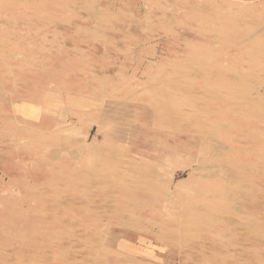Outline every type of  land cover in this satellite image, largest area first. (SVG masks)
<instances>
[{"label":"rangeland","instance_id":"obj_1","mask_svg":"<svg viewBox=\"0 0 264 264\" xmlns=\"http://www.w3.org/2000/svg\"><path fill=\"white\" fill-rule=\"evenodd\" d=\"M69 1L0 0V264H264V1Z\"/></svg>","mask_w":264,"mask_h":264},{"label":"bare ground","instance_id":"obj_2","mask_svg":"<svg viewBox=\"0 0 264 264\" xmlns=\"http://www.w3.org/2000/svg\"><path fill=\"white\" fill-rule=\"evenodd\" d=\"M3 1H4V0H3ZM7 1H8V0H7ZM48 1H49V0H48ZM54 1H55V0H54ZM60 1H61V0H60ZM68 1H69V0H68ZM169 1H170V0H169ZM177 1H179V0H177ZM263 1H264V0H263ZM69 2H70V1H69ZM119 2H120V1H119ZM174 2H175V1H174ZM213 2H214V1H213ZM224 2H225V1H224ZM233 2H234V1H233ZM21 3H22V1H21ZM32 3H35V2H32ZM56 3H57V2H56ZM84 3H85V2H84ZM202 3H203V2H202ZM228 3H229V2H228ZM0 4H1V3H0ZM13 4H14V3H13ZM26 4H27V3H26ZM26 4H25V6H26ZM44 4H45V3H44ZM70 4H73V3H70ZM159 4H160V3H159ZM162 4H164V3H162ZM170 4H171V3H170ZM175 4H176V3H175ZM216 4H217V3H216ZM218 4H219V3H218ZM218 4H217V5H218ZM222 4H223V3H222ZM234 4H235V3H234ZM236 4H237V3H236ZM239 4H240V3H239ZM241 4H242V3H241ZM35 5H36V4H35ZM47 5H48V4H47ZM96 5H97V4H96ZM115 5H116V4H115ZM118 5H119V4H118ZM122 5H123V4H122ZM128 5H129V4H128ZM128 5H127V6H128ZM130 5H131V4H130ZM30 6H33V5H30ZM38 6H39V5H38ZM44 6H45V5H44ZM160 6H162V5H160ZM164 6H165V5H164ZM218 6H219V5H218ZM254 6H255V5H254ZM2 7H3V6H2ZM19 7H20V6H19ZM42 7H43V6H42ZM122 7H123V6H122ZM128 7H129V6H128ZM128 7H127V8H128ZM133 7H135V6L133 5ZM144 7H145V6H144ZM162 7H163V6H162ZM9 8H10V7H9ZM13 8L15 9V7H13ZM32 8H33V7H32ZM32 8H31V9H32ZM45 8H48V7H45ZM45 8H44V9H45ZM147 8H148V7H147ZM248 8H249V7H248ZM31 9H30V10H31ZM36 9H37V8H36ZM102 9H103V8H102ZM102 9H101V11L103 12ZM104 9H105V8H104ZM112 9H113V8H112ZM124 9H125V8H124ZM159 9H161V8H159ZM159 9H158V10H159ZM162 9H163V8H162ZM260 9H261V8H260ZM39 10H40V9H39ZM45 10L47 11V9H45ZM50 10H51V9H50ZM155 10H156V9H155ZM247 10H248V9H247ZM253 10H254V9H253ZM258 10H259V9H258ZM11 11H12V10H11ZM15 11H16V10H15ZM35 11H37V10H35ZM54 11H55V10H54ZM62 11H63V10H62ZM118 11H119V10H118ZM149 11H150V10H149ZM239 11H241V10H239ZM16 12H17V11H16ZM16 12H15V13H16ZM44 12H45V11H44ZM55 12H56V11H55ZM129 12H130V11H129ZM150 12H151V11H150ZM181 12H182V11H181ZM12 13H14V12H12ZM40 13H41V12H40ZM49 13H50V12H49ZM121 13H122V12H121ZM123 13H124V12H123ZM123 13H122V14H123ZM157 13H158V12H157ZM165 13H166V12H165ZM183 13H184V11H183ZM187 13H188V12H187ZM215 13H216V12H215ZM217 13H218V12H217ZM237 13H238V12H237ZM248 13H249V12H248ZM255 13H256V12H255ZM255 13H254V14H255ZM260 13H261V12H260ZM2 14H3V12H2ZM10 14H11V13H10ZM20 14H21V13H20ZM25 14H26V13H25ZM25 14H23V15H25ZM41 14H42V13H41ZM108 14H109V13H108ZM145 14H146V13H145ZM175 14H177V13H175ZM197 14H198V13H197ZM213 14H214V13H213ZM12 15H13V14H12ZM44 15H45V14H44ZM46 15H47V14H46ZM59 15H60V14H59ZM65 15H66V14H65ZM106 15H107V13H106ZM114 15H116L115 12H114V14L111 15V16H114ZM158 15H159V14H158ZM203 15H204V14H203ZM221 15H222V14H221ZM14 16H15V14H14ZM29 16H30V15H29ZM29 16H28V17H29ZM35 16H36V15H35ZM61 16H62V15H61ZM70 16H71V15H70ZM74 16H75V15H74ZM78 16H79V15H78ZM100 16H101V15H100ZM126 16H128V15H126ZM141 16H142V15H141ZM144 16H145V15H144ZM166 16H167V15H166ZM177 16H178V15H177ZM218 16H219V15H218ZM238 16H239V15H238ZM241 16H242V15H241ZM258 16H260V15H258ZM258 16H257V18H258ZM3 17H4V14H3ZM44 17H45V16H44ZM57 17H58V16H57ZM83 17H84V16H83ZM86 17H87V16H86ZM104 17H106V16H104ZM133 17H134V16H133ZM137 17H138V16H137ZM142 17H143V16H142ZM159 17H160V16H159ZM202 17H205V16H202ZM14 18H15V17H14ZM16 18H17V17H16ZM32 18H33V17H32ZM55 18H56V17H55ZM75 18H76V16H75ZM88 18H89V17H88ZM88 18H87V19H88ZM135 18H136V16H135ZM144 18H145V17H144ZM198 18H199V17H198ZM231 18H232V17H231ZM233 18H234V17H233ZM3 19H4V18H3ZM5 19H6V17H5ZM8 19H9V18H8ZM26 19H27V18H26ZM57 19H58V18H57ZM60 19H61V18H60ZM65 19H66V18H65ZM65 19H64V20H65ZM84 19H85V18H84ZM123 19L126 20L125 16H124ZM136 19H137V18H136ZM164 19H165V18H164ZM164 19H163V20H164ZM181 19H182V18H181ZM184 19H185V18H184ZM200 19H201V18H200ZM211 19H212V18H211ZM260 19H261V18H260ZM260 19H259V20H260ZM0 20H1V19H0ZM6 20H7V19H6ZM12 20H13V19H12ZM19 20H20V19H19ZM23 20H24V19H23ZM30 20H32V19H30ZM46 20H47V19H46ZM48 20H49V19H48ZM52 20H53V19H52ZM158 20H159V19H158ZM253 20H254V19H253ZM21 21H22V20H21ZM25 21H26V20H25ZM38 21H40V20H38ZM38 21H37V22H38ZM57 21H58V20H57ZM81 21H82V20H81ZM105 21H106V20H105ZM114 21H115V20H114ZM120 21H121V20H120ZM120 21H119V23H120ZM126 21H127V20H126ZM132 21H134V20H132ZM137 21H140V20H137ZM141 21H142V20H141ZM152 21H153V20H152ZM185 21H186V20H185ZM192 21H193V20H191L190 22H192ZM195 21H196V20H195ZM206 21H208V20H206ZM246 21H247V20H246ZM261 21H262V20H261ZM23 22H24V21H23ZM42 22H43V21H42ZM42 22H41V23H42ZM51 22L53 23V21H51ZM69 22H70V21H69ZM109 22H110V21H109ZM115 22H116V21H115ZM145 22H146V21H145ZM183 22H184V21H183ZM188 22H189V21H188ZM211 22H212V21H211ZM217 22H218V21H217ZM251 22H252V20H251ZM256 22H257V21H256ZM263 22H264V21H263ZM14 23H15V22H14ZM26 23H27V22H26ZM26 23H25V24H26ZM28 23H29V21H28ZM99 23H100V22H99ZM111 23H112V21H111ZM121 23H122V22H121ZM141 23H142V22H141ZM184 23H185V22H184ZM234 23H235V21H234ZM246 23H247V22H246ZM49 24H50V22H49ZM63 24H64V22H63ZM68 24H69V23H68ZM102 24H103V23H102ZM115 24H116V23H115ZM135 24H137V23H135ZM148 24H149V23H148ZM215 24H216V23H215ZM221 24H222V23H221ZM228 24H229V23H228ZM237 24H238V23H237ZM261 24H262V23H261ZM3 25H4V24H3ZM75 25H76V24H75ZM78 25H79V24H78ZM108 25H111V24L109 23ZM180 25H181V24H180ZM180 25H178V26H180ZM194 25H195V24H194ZM204 25H205V23H204ZM209 25H210V24H209ZM209 25H208V26H209ZM218 25H219V24H218ZM231 25H232V24H231ZM22 26H23V25H22ZM34 26H35V25H34ZM86 26H87V25H86ZM100 26H101V25H100ZM104 26H105V25H104ZM238 26H239V25H238ZM43 27H45V26H43ZM77 27H78V26H77ZM139 27H140V26H137V28H139ZM183 27H184V26H183ZM185 27H186V26H185ZM214 27H215V26H214ZM221 27H222V26H221ZM25 28H26V27H25ZM28 28H29V27H28ZM90 28H91V27H90ZM103 28H104V27H103ZM103 28H102V29H103ZM124 28H125V27H124ZM133 28H134V27H133ZM177 28H178V27H177ZM188 28H189V27H188ZM193 28H194V27H193ZM215 28H216V27H215ZM238 28H239V27H238ZM244 28H245V27H244ZM248 28H249V27H248ZM5 29L7 30V28H5ZM5 29H4V30H5ZM32 29H33V28H32ZM41 29H42V28H41ZM52 29H53V28H52ZM104 29H105V28H104ZM121 29H122V28H121ZM143 29H144V28H143ZM173 29H175V28H173ZM217 29H218V28H217ZM255 29H256V27H255ZM27 30H28V29H27ZM46 30H47V29H46ZM82 30H83V29H82ZM105 30H106V29H105ZM113 30H115V29H113ZM191 30H192V29H191ZM200 30H202V29H200ZM204 30H206V28H205ZM204 30H202V31L204 32ZM221 30H222V29H221ZM228 30H229V29H228ZM228 30H227V31H228ZM28 31H29V30H28ZM53 31H55V30L53 29ZM83 31H84V30H83ZM86 31H87V33H88L89 30H86ZM100 31H101V29H100ZM107 31H108V30H107ZM109 31H110V30H109ZM121 31H122V30H121ZM126 31H127V29H126ZM194 31H195V30H194ZM9 32H10V31H9ZM18 32H19V31H17V33H18ZM20 32H21V31H20ZM30 32H31V31H30ZM51 32H52V31H51ZM70 32H71V31H70ZM80 32H81V31H80ZM89 32H90V31H89ZM93 32H94V31H93ZM112 32H113V31H111V33H112ZM137 32H138V31H137ZM146 32H147V31H146ZM146 32H145V33H146ZM149 32H150V30H149ZM149 32H148V34H149ZM177 32H178V31H177ZM251 32H252V31H251ZM32 33H33V32H32ZM98 33H99V32H98ZM100 33H101V32H100ZM114 33H116V32H114ZM118 33H120V32H118ZM123 33H124V32H123ZM125 33H126V32H125ZM207 33H208V32H207ZM211 33H212V32H211ZM252 33H253V32H252ZM258 33H259V32H258ZM1 34H3V33H1ZM27 34H28V33H27ZM56 34H57V33H56ZM65 34H66V33H65ZM78 34H79V33H78ZM91 34H93V33H91ZM104 34H105V33H104ZM106 34H107V32H106ZM108 34H109V33H108ZM108 34H107V36L110 35V34H109V35H108ZM112 34H113V33H112ZM116 34H117V33H116ZM178 34H179V33H178ZM223 34H224V32H223ZM5 35H6V34H5ZM7 35H8V33H7ZM18 35H19V34H18ZM24 35H25V34H24ZM30 35H31V34H30ZM36 35H37V34H36ZM86 35H87V34H86ZM113 35H114V34H113ZM122 35H124V34H122ZM213 35H214V34H213ZM233 35H234V34H233ZM25 36H27V35H25ZM37 36H38V35H37ZM101 36H102V35H101ZM149 36H150V35H149ZM151 36H152V35H151ZM208 36H209V35H208ZM220 36H221V35H220ZM227 36H228V35H227ZM262 36H263V35H262ZM34 37H35V36H34ZM60 37H61V36H60ZM82 37H83V36H82ZM104 37H105V36H104ZM110 37H111V36H110ZM164 37H165V36H164ZM182 37H184V36H182ZM215 37H216V36H215ZM228 37H229V36H228ZM20 38H21V37H20ZM22 38H23V37H22ZM40 38H41V37H40ZM50 38H51V37H50ZM53 38H54V37H53ZM61 38H62V37H61ZM96 38H97V37H96ZM113 38H114V37H113ZM118 38H119V37H118ZM205 38H206V37H205ZM220 38H221V37H220ZM233 38H234V37H233ZM260 38H261V37H260ZM260 38H258V39H260ZM31 39H32V38H31ZM36 39H37V38H36ZM77 39H78V37H77ZM83 39H84V38H83ZM106 39H107V38H106ZM110 39H112V38H110ZM131 39H132V38H131ZM138 39H140V38H138ZM218 39H219V38H218ZM228 39H229V38H228ZM234 39H235V38H234ZM17 40H18V39H17ZM25 40H26V39H25ZM40 40H41V39H40ZM66 40H68L67 37H66ZM84 40H86V39H84ZM89 40H90V38H89ZM107 40H108V39H107ZM115 40H116V39H115ZM115 40H114V41H115ZM171 40H172V39H171ZM187 40H189V39H187ZM213 40L215 41L214 38H213ZM225 40H226V39H225ZM230 40H231V39H230ZM22 41H23V39H22ZM37 41H38V40H37ZM46 41H47V40H46ZM80 41H81V40H80ZM92 41H93V40H92ZM122 41H123V40H122ZM128 41H129V40H128ZM143 41H144V39H143ZM210 41H211V40H210ZM258 41H259V40H258ZM40 42H41V41H40ZM42 42H43V41H42ZM50 42H51V41H50ZM52 42H54V41H52ZM115 42H116V41H115ZM144 42H145V41H144ZM159 42H160V41H159ZM228 42H229V41H228ZM249 42H250V41H249ZM253 42H254V41H253ZM255 42H256V41H255ZM31 43H32V42H31ZM58 43H59V42H58ZM113 43H114V42H113ZM117 43H118V42H117ZM151 43H153V42H151ZM185 43H186V41H185ZM190 43H191V42H190ZM190 43H188V45H189ZM193 43H194V42H193ZM241 43H242V42H241ZM17 44H18V43H17ZM224 44H225V43H224ZM230 44H231V43H230ZM236 44H237V42H236ZM238 44H239V43H238ZM238 44H237V45H238ZM25 45H26V44H25ZM49 45H50V44H49ZM63 45H64V44H63ZM76 45H77V44H76ZM124 45H125V44H124ZM126 45H127V44H126ZM128 45H129V44H128ZM130 45H131V44H130ZM132 45H133V44H132ZM138 45H139V44H138ZM155 45H156V44H155ZM188 45H187V46H188ZM191 45H192V44H191ZM200 45H201V44H200ZM226 45H228V44H226ZM252 45H254V44H252ZM252 45H251V46H252ZM52 46H53V44H52ZM115 46H116V45H115ZM152 46H153V45H152ZM221 46H222V45H221ZM257 46H258V45H257ZM50 47H51V46H50ZM124 47H125V46H124ZM190 47H191V46H190ZM198 47H199V45L197 46V48H198ZM261 47H263V45H262ZM29 48H30V47H29ZM51 48H52V47H51ZM54 48H55V47H54ZM136 48H137V47H136ZM191 48H192V47H191ZM193 48H195V47H193ZM31 49H32V48H31ZM58 49H59V48H58ZM71 49H72V48H71ZM75 49H76V48H75ZM126 49H127V48H126ZM145 49H146V48H145ZM154 49H155V48H154ZM217 49H218V48H217ZM239 49H240V47H239ZM245 49H246V48H245ZM4 50H5V49H4ZM84 50H85V49H84ZM113 50H115V49H113ZM124 50H125V49H124ZM137 50H138V49H137ZM142 50H143V49H142ZM186 50H187V49H186ZM246 50L248 51V49H246ZM250 50H253V49H250ZM2 51H3V50H2ZM44 51H45V50H44ZM44 51H43V52H44ZM48 51H49V50H48ZM54 51H55V50H54ZM71 51L73 52V50H71ZM81 51H82V50H81ZM125 51H126V50H125ZM138 51H139V50H138ZM140 51H141V50H140ZM226 51H227V50H226ZM263 51H264V50H263ZM3 52H4V51H3ZM39 52H40V51H39ZM39 52H38V53H39ZM72 52H70V53H72ZM194 52H195V51H194ZM194 52H193V53H194ZM231 52H232V49H231ZM40 53H41V52H40ZM40 53H39V54H40ZM49 53H50V52H49ZM59 53H60V51H59ZM59 53H58V54H59ZM75 53H76V52H75ZM102 53H103V55H104V52H102ZM102 53H101V54H102ZM131 53H132V52H131ZM200 53H201V52H200ZM202 53H203V52H202ZM33 54H34V53H33ZM76 54H77V53H76ZM78 54H79V53H78ZM106 54H108V53H106ZM160 54H161V53H160ZM195 54H197V53H195ZM256 54H257V53H256ZM48 55H49V54H48ZM86 55H87V54H86ZM86 55H85V56H86ZM114 55H115V54H114ZM118 55H119V54H118ZM203 55H204V54H203ZM262 55H263V54H262ZM2 56H3V55H2ZM90 56H91V55H90ZM98 56H99V54H98ZM109 56H110V55H109ZM192 56H193V55H192ZM207 56H208V54H207ZM254 56H255V55H254ZM107 57H108V56H107ZM107 57H104V58L106 59ZM204 57H205V56H204ZM224 57H225V55H224ZM242 57H243V56H242ZM249 57H250V56H249ZM38 58H39V57H38ZM42 58H43V57H41V59H42ZM56 58H57V57H56ZM72 58H73V57H72ZM76 58H77V57H76ZM78 58H79V57H78ZM78 58H77V59H78ZM88 58H89V57H88ZM92 58H93V57H92ZM97 58H98V57H97ZM133 58H135V57H133ZM188 58H189V57H188ZM191 58H192V57H191ZM194 58H195V57H194ZM205 58H206V57H205ZM205 58H204V60H205ZM212 58H213V57H212ZM220 58H221V57H220ZM220 58H219V59H220ZM261 58H262V57H261ZM46 59H47V57H46ZM57 59H58V58H57ZM57 59H56V60H57ZM74 59H75V58H74ZM82 59H85V58H82ZM95 59H96V58H95ZM107 59H108V58H107ZM120 59H123V58H120ZM124 59H126V58L124 57ZM155 59H156V58H155ZM189 59H190V58H189ZM23 60H24V62H25V59H23ZM29 60H30V59H29ZM36 60H37V59H36ZM52 60H53V59H52ZM54 60H55V58H54ZM86 60H88V59H86ZM100 60H101V59H100ZM116 60H118V59H116ZM142 60H143V59H142ZM202 60H203V59H202ZM207 60H208V59H207ZM207 60H205V61H207ZM249 60H250V59H249ZM252 60H253V59H252ZM12 61H13V60H12ZM26 61H27V60H26ZM32 61H34V60H32ZM71 61H72V59H71ZM71 61L68 60L69 63H70ZM215 61H216V60H215ZM217 61H218V60H217ZM230 61H231V60H230ZM243 61H244V60H243ZM257 61H258V60H257ZM17 62H18V61H17ZM24 62H23V63H24ZM41 62H42V61H41ZM48 62H49V61H48ZM51 62H52V61H51ZM56 62H57V61H56ZM77 62H78V61H77ZM93 62H95V61H93ZM93 62H92V63H93ZM114 62H115V61H114ZM123 62H124V61H123ZM125 62H126V61H125ZM135 62H136V61H135ZM253 62H254V60H253ZM4 63H5V62H4ZM62 63H63V62H62ZM73 63H74V61H73ZM98 63H99V62H98ZM143 63H144V62H143ZM149 63H150V62H149ZM205 63H206V62H205ZM217 63H218V62H217ZM27 64H28V63H27ZM35 64H36V63H35ZM46 64H47V63H46ZM74 64H75V63H74ZM74 64H73V65H74ZM108 64H109V63H108ZM111 64H112V63H111ZM121 64H122V63H121ZM126 64H127V62H126ZM141 64H142V63H141ZM147 64H148V63H147ZM212 64H213V63H212ZM245 64H246V63H245ZM33 65H34V64H33ZM70 65H71V64H70ZM73 65H71V66H73ZM81 65H82V64H81ZM85 65H86V64H85ZM215 65H216V64H215ZM219 65H221V64L219 63ZM247 65H248V64H247ZM257 65H258V64H257ZM39 66H40V65H39ZM39 66H37V67H39ZM42 66H43V64H42ZM45 66H46V65H45ZM48 66H50V65H48ZM48 66H47V67H48ZM86 66H87V65H86ZM134 66H135V65H134ZM147 66H148V65H147ZM149 66H150V65H149ZM149 66H148V67H149ZM155 66H156V65H155ZM186 66H187V65H186ZM232 66H233V64H232ZM244 66H245V65H244ZM263 66H264V65H263ZM43 67H44V66H43ZM159 67H160V65H159ZM176 67H177V66H176ZM197 67H198V66H197ZM215 67H219V66H215ZM256 67H258V66H256ZM2 68H3V67H2ZM60 68H61V67H60ZM83 68H84V67H83ZM83 68H81L80 70H82ZM128 68H129V67H128ZM136 68H137V67H136ZM185 68H186V67H185ZM199 68H203V67H199ZM206 68H207V67H206ZM208 68H209V66H208ZM230 68H231V67H230ZM243 68H244V67H243ZM248 68H249V67H248ZM5 69H6V68H5ZM32 69H34V68H32ZM58 69H59V68H58ZM73 69H74V67H73ZM76 69H77V68H76ZM182 69H183V68H182ZM221 69H222V68H221ZM27 70H29V68H28ZM56 70H57V69H56ZM56 70H55V71H56ZM85 70H86V69H85ZM133 70H134V69H133ZM141 70H142V69H141ZM198 70H200V69H198ZM245 70H246V69H245ZM252 70H254V69H252ZM42 71H43V70H42ZM42 71H41V72H42ZM52 71H53V70H52ZM75 71H76V70H75ZM182 71L184 72V70H182ZM186 71H187V70H186ZM186 71H185V72H186ZM188 71H189V69H188ZM45 72H46V71H45ZM126 72H127V71H126ZM135 72H136V71H135ZM138 72H139V71H138ZM148 72H149V71H148ZM175 72H176V71H175ZM192 72H193V71H192ZM199 72H200V71H199ZM203 72H205V71H203ZM245 72L247 73V71H245ZM31 73H32V72H31ZM34 73H35V72H34ZM83 73H84V72H83ZM115 73H116V72H115ZM207 73H208V71H207ZM256 73H258V72H256ZM259 73H260V72H259ZM66 74H67V73H66ZM85 74H86V73H85ZM90 74H92V72H91ZM128 74H129V73H128ZM145 74H146V73H145ZM26 75H27V74H26ZM94 75H95V74H94ZM75 76H76V75H75ZM91 76H92V75H91ZM103 76H106V75H103ZM145 76H146V75H145ZM145 76H144V77H145ZM164 76H165V75H164ZM245 76H246V75H245ZM256 76H258V75H256ZM35 77H36V76H35ZM37 77H38V76H37ZM60 77L62 78L63 76H60ZM87 77H88V76H87ZM96 77H97V76H96ZM96 77H95V78H96ZM237 77H238V76H237ZM249 77H250V75H249ZM251 77H252V76H251ZM260 77H261V76H260ZM46 78H47V77H46ZM57 78H58V77H57ZM57 78H56V79H57ZM61 78H60V79H61ZM83 78H84V77H83ZM109 78H110V76H109ZM120 78H121V77H120ZM247 78H248V76H247ZM252 78H253V77H252ZM261 78H262V77H261ZM263 78H264V77H263ZM30 79H31V78H30ZM50 79H51V78H50ZM53 79H54V78H53ZM58 79H59V78H58ZM65 79H66V77H65ZM65 79H64V80H65ZM99 79H100V78H99ZM123 79H124V77H123ZM131 79H132V78H131ZM131 79H130V80H131ZM179 79H180V78H179ZM188 79H189V78H188ZM61 80H62V79H61ZM79 80H80V79H79ZM84 80H85V79H84ZM84 80H83V81H84ZM111 80H112V79H111ZM111 80H110V81H111ZM143 80H144V79H143ZM152 80H153V79H152ZM216 80H217V79H216ZM254 80H255V79H254ZM47 81H48V79H47ZM53 81H54V80H53ZM83 81H82V82H83ZM104 81H105V80H104ZM208 81H209V80H208ZM238 81H239V79H238ZM243 81H244V80H243ZM256 81H257V80H256ZM260 81H261V80H260ZM260 81H259V82H260ZM57 82H58V81H56V83H57ZM117 82H119V81H117ZM117 82H116V83H117ZM135 82H136V81H134V83H135ZM147 82H149V81H147ZM205 82H206V81H205ZM220 82H221V81H220ZM224 82L226 83V81H224ZM259 82H258V83H259ZM120 83H121V82H120ZM127 83H128V82H127ZM151 83H152V82H151ZM244 83H245V81H244ZM260 83H262V81H261ZM260 83H259V84H260ZM263 83H264V82H263ZM263 83H262V84H263ZM165 84H166V83H165ZM168 84H169V83H168ZM170 84H171V83H170ZM187 84H188V83H187ZM201 84H202V83H201ZM201 84H200V85H201ZM223 84H224V83H223ZM239 84H240V83H239ZM30 85H31V84H30ZM105 85H106V84H105ZM148 85H149V84H148ZM217 85H218V84H217ZM219 85H220V84H219ZM235 85H236V84H235ZM246 85H247V84H246ZM31 86H32V85H31ZM63 86H64V85H63ZM63 86H62V87H63ZM83 86H84V85H83ZM100 86H101V85H100ZM110 86H111V85H110ZM112 86H113V85H112ZM150 86H151V84H150ZM154 86H155V85H154ZM207 86H209V85H207ZM210 86H211V85H210ZM215 86H216V85H215ZM238 86H239V85H238ZM94 87H95V86H94ZM151 87H153V85H152ZM155 87H157V86H155ZM168 87H169V86H168ZM216 87H217V86H216ZM220 87H221V86H220ZM231 87H232V86H231ZM260 87H261V86H260ZM73 88H74V87H73ZM73 88H72V89H73ZM117 88H119V87H117ZM121 88H122V87H121ZM148 88H149V87H148ZM157 88H158V87H157ZM169 88H170V87H169ZM204 88H205V87H204ZM222 88H223V87H222ZM224 88H225V87H224ZM228 88H230V87H228ZM233 88H234V87H233ZM235 88H236V87H235ZM262 88H263V87H262ZM4 89H5V88H4ZM68 89H69V88H68ZM70 89H71V88H70ZM90 89H91V88H90ZM93 89H94V88H93ZM98 89H99V88H98ZM101 89H102V88H101ZM103 89H104V88H103ZM103 89H102V91H103ZM123 89H124V88H123ZM123 89H122V90H123ZM129 89H130V87H129ZM161 89H162V88H161ZM163 89H164V88H163ZM200 89H201V88H200ZM217 89H218V87H217ZM226 89H227V88H226ZM230 89H231V88H230ZM244 89H245V88H244ZM83 90H84V89H83ZM87 90H88V89H87ZM99 90H100V89H99ZM148 90H149V89H148ZM158 90H159V89H158ZM165 90H166V89H165ZM202 90H203V89H202ZM211 90H212V88H211ZM228 90H229V89H228ZM242 90H243V89H241V92H242ZM39 91H40V90H39ZM64 91H65V90H64ZM85 91H86V89H85ZM126 91H127V89H126ZM152 91H153V89H152ZM206 91H207V90H206ZM224 91H225V90H224ZM247 91H248V90H247ZM252 91H253V90H252ZM40 92H41V91H40ZM71 92H72V91H71ZM91 92H92V90H91ZM103 92H104V91H103ZM110 92H111V91H110ZM150 92H151V90H150ZM211 92H213V91H211ZM214 92H215V91H214ZM225 92H227V91H225ZM239 92H240V90H239ZM44 93H46V92H44ZM67 93H68V92H67ZM104 93H105V92H104ZM125 93H126V92H125ZM157 93H158V91H157ZM171 93H172V92H171ZM173 93H174V92H173ZM230 93H231V92H230ZM260 93H261V92H260ZM39 94H40V93H39ZM64 94H65V93H64ZM70 94H71V93H70ZM70 94H68V95H70ZM168 94H169V93H168ZM207 94H208V93H207ZM222 94H223V93H222ZM226 94H227V93H226ZM44 95H45V94H44ZM122 95H123V94H122ZM122 95H121V96H122ZM152 95H154V94H152ZM158 95H159V94H158ZM220 95H221V93H220ZM237 95H238V94H237ZM183 96H184V95H183ZM185 96H186V95H185ZM205 96H206V95H205ZM255 96H256V95H255ZM36 97H37V96H36ZM118 97H119V96H118ZM144 97H145V96H144ZM155 97H156V96H155ZM196 97H197V96H196ZM198 97H199V96H198ZM212 97H213V96H212ZM230 97H231V96H230ZM92 98H93V97H92ZM160 98H161V97H160ZM200 98H202V97H200ZM155 99L157 100V97H156ZM197 99H198V98H197ZM212 99H213V98H212ZM225 99H226V98H225ZM231 99H232V98H231ZM140 100H141V99H140ZM149 100H150V99H149ZM204 100H205V99H204ZM213 100H215V99H213ZM13 101H14V100H13ZM15 101H16V100H15ZM65 101H66V100H65ZM158 101H159V100H158ZM188 101H189V100H188ZM202 101H203V100H202ZM238 101H239V100H238ZM207 102H208V101H207ZM233 102H234V101H233ZM164 103H165V102H164ZM167 103H168V102H167ZM169 103H170V102H169ZM186 103H187V102H186ZM225 103H226V102H225ZM235 103H236V102H235ZM235 103H234V104H235ZM65 104H66V103H65ZM154 104H155V103H153V105H154ZM156 104H157V103H156ZM222 104H223V102H222ZM236 104H237V103H236ZM253 104H254V103H253ZM256 104H257V103H256ZM141 105H143V104H141ZM144 105H145V104H144ZM168 105H169V104H168ZM192 105H193V104H192ZM257 105H258V104H257ZM173 106H174V105H173ZM173 106H172V107H173ZM184 106H185V105H184ZM152 107H153V106H152ZM157 107H158V106H157ZM175 107H176V106H175ZM188 107H189V106H188ZM193 107H194V106H193ZM163 108H165V106H164ZM168 108H170V107H168ZM179 108H180V107H179ZM185 108H187V107L185 106ZM190 108H191V107H190ZM195 108H196V107H195ZM181 109H182V108H181ZM181 109H180V110H181ZM196 109H197V108H196ZM11 110H12V109H11ZM178 110H179V109H177V111H178ZM160 111H161V110H160ZM185 111H188V110H185ZM192 111H193V110H192ZM199 111H200V110H199ZM174 112H175V111H174ZM190 112H191V111H190ZM200 112H202V111H200ZM220 112H221V111H220ZM247 112H248V111H247ZM182 113H183V112H182ZM203 113H204V112H203ZM215 113H216V112H215ZM222 113H223V112H222ZM226 113H227V112H226ZM250 113H251V112H250ZM159 114H160V113H159ZM217 114H218V113H217ZM227 114H229V113H227ZM231 114H232V113H231ZM242 114H244V113H242ZM152 115H153V114H152ZM192 115H193V114H192ZM205 115H206V114H205ZM221 115H222V114H221ZM232 115H233V114H232ZM187 116H188V115H187ZM224 116H225V115H224ZM224 116H223V117H224ZM197 117H198V116H197ZM228 117H229V116H228ZM14 118H15V117H14ZM192 118H193V117H192ZM214 119H215V118H213V120H214ZM217 119H218V118H217ZM8 120H9V119H8ZM220 120H221V119H220ZM220 120H219V121H220ZM227 120H228V119H227ZM238 120H239V119H238ZM97 121H98V120H97ZM206 121H207V120H206ZM248 121H249V120H248ZM256 121H257V120H256ZM8 122H9V121H8ZM158 122H159V121H158ZM204 122H205V121H204ZM208 122H209V120H208ZM216 122H217V121H216ZM228 122H229V121H228ZM232 122H233V121H232ZM244 122H245V121H244ZM155 123H156V122H155ZM169 123H171V122H169ZM230 123H231V122H230ZM252 123H253V122H252ZM208 124H209V123H208ZM233 124H234V123H233ZM156 125H157V124H156ZM189 125H190V123H189ZM193 125H194V124H193ZM210 125H211V124H210ZM210 125H209V126H210ZM226 125H227V124H226ZM254 125H255V124H254ZM161 126H162V125H161ZM195 126H197V125H195ZM257 126H258V125H257ZM103 127H104V126H103ZM163 127H164V126H163ZM198 127H199V126H198ZM210 127H211V126H210ZM234 127H235V126H234ZM108 128H109V127H108ZM167 128H168V127H167ZM238 128H239V127H238ZM153 129H154V128H153ZM157 129H158V128H157ZM245 129H246V128H245ZM155 130H156V128H155ZM168 130H169V129H168ZM243 130H244V128H243ZM263 130H264V129H263ZM263 130H262V131H263ZM170 131H171V129H170ZM232 131H233V130H232ZM247 131H248V129H247ZM249 131H250V130H249ZM102 132H103V131H102ZM245 132H246V131H245ZM163 133H164V132H163ZM176 134H177V133H176ZM218 134H219V133H218ZM218 134H216V135H218ZM256 134H258V133H256ZM95 135H96V134H95ZM152 135H153V134H152ZM177 135H179V134H177ZM259 135H260V133H259ZM103 136H104V135H103ZM180 136H181V135H180ZM182 136H183V135H182ZM260 136H262V135H260ZM197 140H198V139H197ZM112 142H115V141H112ZM112 142H111V144H112ZM104 143H105V142H104ZM89 145H91V144H89ZM98 145H99V147H100V144H97V146H98ZM103 146H104V145H103ZM101 147H102V145H101ZM91 148H92V147H91ZM100 150H101V149H100ZM105 150L107 151V149H105ZM94 151H95V150H94ZM188 151H189V150H188ZM108 152H110V151H108ZM149 152H150V151H149ZM99 153H100V152H99ZM99 153L96 152V154H98V155H99ZM100 154H101V153H100ZM133 154H134V153H133ZM141 154H142V153H141ZM10 155H11V154H10ZM109 155H110V154H109ZM153 155H154V154H153ZM140 156H143V155H140ZM144 158H145V157H144ZM196 158H197V157H196ZM106 159H107V157H106ZM110 161H111V160H110ZM116 161H117V159H116ZM177 163H178V162H177ZM189 164H190V163H189ZM186 165H187V164H186ZM186 165H185V166H186ZM183 166H184V165H183ZM145 169H147V168H145ZM64 171H65V170H64ZM66 171H67V170H66ZM62 172H63V171H62ZM123 172H124V171H123ZM177 172H178V171H177ZM0 173H1V172H0ZM63 173H64V172H63ZM68 173H69V172H68ZM111 175H112V174H111ZM172 175H173V174H172ZM58 176H59V175H58ZM75 176H76V175H75ZM58 178H59V177H58ZM124 178H125V177H124ZM115 179H116V177H115ZM122 179H123V178H122ZM117 180H118V179H116V181H117ZM5 181H6V180H5ZM56 181H57V180H56ZM67 181H69V180H67ZM116 181H115V182H116ZM57 182H60V181L58 180ZM63 182H64V181H63ZM69 182H70V181H69ZM79 182H80V181H79ZM79 182H78V183H79ZM124 182H125V181H124ZM61 183H62V181H61ZM76 183H77V182H76ZM76 183H75V184H76ZM118 183H119V182H118ZM125 183H126V182H125ZM66 184H67V183H66ZM126 184H127V183H126ZM58 185H59V184H58ZM70 186H71V185H70ZM57 187H58V186H57ZM61 187H64V186H61ZM80 187H81V186H80ZM59 190H60V189H59ZM61 190H62V189H61ZM63 191H64V190H63ZM67 191H68V190H67ZM70 191H71V190H70ZM81 191H82V190H81ZM64 192H65V191H64ZM68 192H69V191H68ZM103 192H104V191H103ZM1 199H2V198H1ZM32 199H33V198H32ZM85 199H86V198H85ZM116 207H117V206H116ZM6 213H7V212H6ZM7 214H8V213H7ZM4 215H5V214H4ZM29 218H30V217H29ZM32 219H33V218H32ZM193 219H194V218H193ZM196 219H197V218H196ZM89 223H92V222H89ZM92 225H93V224H92ZM87 227H88V226H87ZM92 227H93V226H92ZM88 229H89V228H88ZM10 232H11V231H10ZM61 232H62V231H61ZM106 232H107V231H106ZM131 235H132V234H131ZM1 239H2V238H1ZM2 241H3V240H2ZM12 241H13V240H12ZM13 242H14V241H13ZM14 243H15V242H14ZM155 243H156V242H155ZM142 244H143V243H142ZM165 248H166V247H165ZM2 250H3V249H2ZM168 250H169V249H168ZM141 251H142V250H141ZM145 251H146V250H145ZM126 254H127V253H126ZM67 255H68V254H67ZM148 255H149V253H148ZM168 256H169V255H168ZM0 259H1V258H0ZM164 261H165V260H164ZM171 261H172V260H171ZM150 262H151V261H150Z\"/></svg>","mask_w":264,"mask_h":264}]
</instances>
